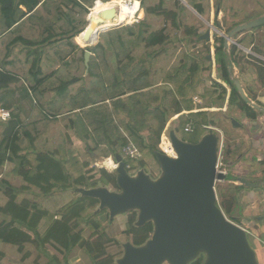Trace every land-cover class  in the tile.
Returning <instances> with one entry per match:
<instances>
[{
  "label": "trees",
  "instance_id": "obj_1",
  "mask_svg": "<svg viewBox=\"0 0 264 264\" xmlns=\"http://www.w3.org/2000/svg\"><path fill=\"white\" fill-rule=\"evenodd\" d=\"M97 1L112 0H0V109L11 114L6 121L0 119V246H13L22 252L28 244H37L49 258L42 264H66L77 248L93 264L117 262L118 253L109 252V245L115 241L106 233L101 219L108 211H98L97 199L79 196L55 213L45 209L44 202L71 189H118L115 173L93 169L95 174L88 176L89 164L67 147L73 137L102 158L124 156V149L132 144L141 157L124 159L129 172L140 167L148 173L147 158L158 163L156 154L161 152V138L169 130L166 127L171 117L178 116L179 126L172 129L177 134L186 133L188 124L194 127L191 133L199 132L194 141L181 138L186 142L198 143L206 132H212L206 128L213 126L209 112L204 111L209 107L198 106L194 98L209 99L219 108L227 103L230 110L252 121L264 115L239 94L234 77L235 47L228 53L223 37L215 43L220 83L212 82L222 90L221 95L217 90L200 91L203 74L212 64L210 51L200 58L180 53L175 65L156 70L151 79L160 52H165L163 46L184 40L176 37L181 29L178 14L169 11L164 0H142V7L150 17L172 18L174 35L167 36L163 31L148 34L149 25L140 15L142 22L112 30L103 34L99 43V38L92 42L91 47H95L90 50L88 73L91 87L108 99L107 87L122 83L129 95L96 107L88 99V108L79 112L71 110L67 99L59 113L52 112L50 102L77 94L82 84L86 50L76 37L85 31L90 8ZM188 1L200 16L210 17V0ZM186 35L191 36L186 39L189 51L201 45L198 31L190 30ZM224 84L231 89L229 95ZM60 124H65L73 137L51 136L53 127ZM225 147L222 163L227 169L241 145ZM236 178L229 175V181ZM227 186L218 190L219 207L227 218L241 225L232 212L244 186ZM153 231L152 223L138 227L137 213L130 214L125 235L134 246L144 245ZM48 246L56 256L49 254ZM204 261L201 256L192 264Z\"/></svg>",
  "mask_w": 264,
  "mask_h": 264
},
{
  "label": "water",
  "instance_id": "obj_2",
  "mask_svg": "<svg viewBox=\"0 0 264 264\" xmlns=\"http://www.w3.org/2000/svg\"><path fill=\"white\" fill-rule=\"evenodd\" d=\"M90 15L91 11L88 25ZM116 16L115 8L100 14L104 21H113ZM88 25L85 31L89 29ZM262 26L264 15L238 25L228 35L222 36L225 48L234 43L237 35ZM212 31L208 29L201 39L210 42ZM91 49L85 51L86 74L89 73ZM209 60L213 61L211 54ZM230 72H233V67ZM235 86L250 107L264 113V108L247 96L239 80H235ZM230 119L233 126H243L235 118ZM170 140L175 157L163 152L156 154L161 170L157 180L145 170L131 175L124 157L116 154L119 192L106 187L79 189L81 196L97 199L100 203L98 211L107 210L111 218L136 212L138 227L147 223L154 225L153 234L144 245L124 244V256L117 264H192L201 256L205 257L203 264H258L247 232L227 218L218 204L217 183L228 182L230 175L218 171L220 136L212 131L194 144L182 140L172 131ZM236 180L248 188L255 187L246 178L237 177Z\"/></svg>",
  "mask_w": 264,
  "mask_h": 264
},
{
  "label": "rangeland",
  "instance_id": "obj_3",
  "mask_svg": "<svg viewBox=\"0 0 264 264\" xmlns=\"http://www.w3.org/2000/svg\"><path fill=\"white\" fill-rule=\"evenodd\" d=\"M113 2H120L121 0H112ZM111 1V2H112ZM133 2H139L140 3V11L138 12V15H136L135 20H133L130 24H125L120 26V28L127 27L128 25H134L138 24L141 21L140 15L143 17V21H146V23L149 25V28L147 29V33H157V32H165L164 34L167 36H172L175 33V27L176 25L173 24L172 18H167L165 16L159 15L157 17H150L148 16L142 7V0H132ZM166 3V6L169 11H173L174 13L178 14L177 22L180 24L181 29L178 30V34L176 37L179 39H184L181 43L178 42L176 39L175 45L166 44L164 47L165 52H160L158 63L156 67L152 70L151 79L155 78L154 72L159 69H163L168 67V65H175L177 57L180 55V53H189L190 56L194 57H202L204 54L206 55L208 51H210L211 56L213 57L212 64L210 66V70H208L206 73L203 74L202 77V83L200 85V91L203 93L206 89L210 90H217L219 94H222V90L215 88L213 85V81H219L218 80V74L216 69V59H215V43L216 39L221 38L223 35H228L230 31H232L234 28H236L238 25L246 24L251 20L257 19L264 15V0H210L211 4V10H210V17L205 18L198 14V12L191 7L188 0H164ZM102 2V1H101ZM150 1L148 2V4ZM115 4V3H114ZM110 5L111 7H116V5ZM181 8V10H179ZM93 8H90V11ZM210 24L212 27H210ZM219 24V25H218ZM88 25V24H87ZM212 29V39L211 41L201 40V45L193 47L192 50L189 51L188 49V43L186 42L187 38L191 37L189 35H186L187 31H198L200 35H204L208 29ZM86 29V27H85ZM115 28H112L108 31L103 32V34L110 32L111 30H114ZM119 29V27H118ZM260 31L264 30V27L259 29ZM252 31H246L241 35H237L234 38V43L230 45V47L227 49L228 53H231V49L234 46L235 47V53L233 54V60L236 61V68L235 72L237 71L236 79L241 81L243 73L246 72V78L250 79L252 81V78L255 77L256 69H258L261 65L264 66V57L262 55H259L260 52H263L264 55V32L260 34L258 37L251 36ZM85 33V32H83ZM97 33V32H95ZM99 33V32H98ZM101 34V36L103 35ZM246 35V36H245ZM101 36L98 39L101 38ZM244 37V41H242V37ZM251 37V38H250ZM82 43L81 47H83L85 50L90 48L92 43L88 45L87 38L84 37V34H80L77 36V39ZM98 35L95 36L93 41L97 40ZM195 38V37H194ZM250 38V39H249ZM256 39H260V41L256 44ZM75 41V39H74ZM92 41V42H93ZM253 42L256 44L255 48L252 49L251 46ZM76 43V42H75ZM86 43V44H85ZM241 43V44H240ZM84 45V46H83ZM97 45V44H96ZM95 47V46H94ZM92 47V49L94 48ZM165 49H168L167 51ZM255 73V74H254ZM251 74V77L249 76ZM242 75V76H241ZM92 79L85 80L82 85L79 87L77 93L79 92L80 88H85L86 85L90 86ZM87 81V82H86ZM253 82V86L257 89L258 84L260 82ZM224 86L228 89V94H230V87H228L226 84ZM76 95V94H75ZM73 95V96H75ZM218 99V98H216ZM228 100V96L226 98ZM226 100V102H228ZM70 101V100H69ZM202 102V103H200ZM194 103H196L198 106L202 107H208L209 104H211V101L209 99H204L201 97L194 98ZM220 103L216 104L217 106H221ZM210 106V105H209ZM197 108V107H196ZM50 109V108H49ZM210 109H214L211 113H208V119L210 122H212V125H209L208 127L214 128L213 132H216V130H222L223 135L225 136V142H223V145L227 146L228 144L230 146L234 145H241L240 149L247 148L246 144V138H245V131L242 130L239 127L233 126V123L231 122V117H233V114L236 113L235 110H230L227 103L223 105V107H211ZM60 111V110H59ZM55 112V111H54ZM59 113V112H57ZM261 116V115H260ZM262 115L261 117H263ZM172 119L170 118L167 129L168 131H165L164 133L167 134V137L170 139V134L172 132V129H176L179 126V121L176 120L175 122H172ZM234 118V117H233ZM260 118V117H259ZM178 121V122H177ZM52 135L55 136V139L58 138L59 134L63 136H71L73 135L69 133L67 129H65V124L61 126H57V128ZM210 132H206L205 135H208ZM204 135V136H205ZM199 136V132L197 133H184L181 132L179 134V137L188 141H194ZM171 141V140H170ZM162 144V141H161ZM224 145V148L226 150V147ZM68 148L71 149V151L75 154V156L79 157L83 162H87L89 164V167L87 168L89 172L88 176H92L95 174V170L93 169H104L103 167L99 166V162L103 159L102 157L98 156L95 153H90L81 142L76 140L73 137V141L68 142ZM161 147V146H160ZM223 148V152H224ZM238 149V151L240 150ZM125 151V149H124ZM162 151V150H161ZM224 154V153H223ZM115 157V156H113ZM124 159L128 157L126 152H124ZM238 158H235L232 160L234 162ZM138 161V160H137ZM223 162V160H222ZM138 164V163H137ZM147 164L149 167L148 174L154 179L157 180L161 175L160 166L158 163H155L150 158H147ZM225 166V165H224ZM229 168V169H228ZM229 173H232L230 171V167H228ZM105 170V169H104ZM116 170V169H115ZM113 170L110 173H115L116 171ZM140 170V167H138L136 170L131 171V175H136ZM260 170L264 171V166L260 168ZM107 171V170H106ZM262 171V172H263ZM109 172V171H108ZM97 175V178H99V175ZM251 174H248L249 178ZM234 175L232 174L231 177ZM254 178V177H252ZM251 178V179H252ZM256 179V178H255ZM261 179V178H260ZM263 179V178H262ZM261 179V181H262ZM259 183H261L259 180H257ZM232 182H219L217 183L216 190L218 194V190L220 188L228 187L227 185H231ZM81 189V188H80ZM108 189L112 192H119V189H115L112 186L108 187ZM248 187L244 186L243 190H247ZM251 189V188H250ZM241 191V192H242ZM63 195V194H62ZM57 195L53 199H49L46 202H44L45 209H47L50 212H57L67 204H69L73 199L81 196V193L78 189H71L64 193V195ZM240 194L237 195V201H236V207L232 212V217H238L241 221L245 220L244 216V203L239 200ZM31 197V196H29ZM39 203H42V199L38 200ZM219 202V199H218ZM133 212H129L127 214H121L115 218H111L110 214L104 215L101 217L102 221L105 222V230L108 236L115 242H112L109 245V252L110 253H118L117 254V262L119 259H121L124 256V244L130 242V239L125 235V232L127 230V223L128 219L130 217V214ZM2 221V217L0 218V223ZM90 232L87 231L86 235L90 236ZM248 241L253 249V251L256 253L258 264H263L262 260L260 258L261 251L260 249L263 248V243H258V240L256 239V236L251 234L248 235ZM49 250V254L51 256H56L57 253L53 251L52 249H49V246L47 247ZM0 264H42L49 261V258L38 249L37 244H28L24 251L19 252V250L16 247L13 246H0ZM59 256V255H58ZM60 260L63 261V257L59 256ZM259 258V259H258ZM116 262V264H117ZM66 264H93L91 259L87 256V254L77 248L75 249L71 255L68 257V263Z\"/></svg>",
  "mask_w": 264,
  "mask_h": 264
},
{
  "label": "crops",
  "instance_id": "obj_4",
  "mask_svg": "<svg viewBox=\"0 0 264 264\" xmlns=\"http://www.w3.org/2000/svg\"><path fill=\"white\" fill-rule=\"evenodd\" d=\"M254 31L255 32L251 33L252 34L251 36L258 37L260 34L264 32V30L263 31L254 30ZM245 36L242 37L243 39L242 41L245 40L244 39ZM76 41L82 45V42L79 40V38L77 39L76 37ZM258 41H260V39H256L255 41L256 44ZM256 44L253 42L251 48L254 49ZM259 55H262L264 57L263 52H260ZM235 68L236 66H234V76L236 77L237 71L235 72ZM249 76L251 77V74ZM245 78H246V72L243 73L240 82L247 96L254 103L264 108V66L261 65L258 69H256L255 77L254 78L251 77L252 81L256 83L260 82L257 83L259 86L257 87V89L253 86V82L250 81V79H245ZM81 79L83 83L85 80L88 81V79L91 78L88 76V74L85 73ZM91 93L93 94L90 97ZM127 95H129V92L125 89V86L122 83L107 87L108 99H106V97L103 94L98 93V90L93 89L90 84V86L86 85L85 88H80L79 92L75 96L73 95L68 96L67 94L57 97L56 99H54L52 102L49 103V108L52 112L55 111V113H57L59 112L65 101L68 99L70 100L69 107L71 108V110H73L74 112H79L81 110H85L88 108L85 107V102L88 99H90L92 105L96 107L104 103L111 104L113 101L119 98H123ZM209 105H208L209 108L204 109V111L213 113L212 111L214 109H210V108L211 107L213 108L214 105L212 104ZM115 117H117V115ZM173 117L175 118L172 120V122L178 120V116H173ZM173 117H171V119ZM233 117L243 125L241 129L244 130L246 133L245 141L247 146L249 147L243 148L242 150L240 149L235 153L236 155L234 157L238 158L239 160L238 162L237 159L234 162L231 161L230 171L232 173H230V175L233 174L234 175L233 177L246 178L255 185L254 188L251 189L248 188L247 190H243L242 192H240L239 200L244 203L243 212L245 216V220L241 221V226L249 230L248 235L251 234L255 235L256 239L258 240V243L264 244V173H263L264 171L262 170L263 171L262 172L260 170V168L264 166L261 165V163L264 162V116L263 117L260 116V118L256 121L245 119L242 116H240L238 113L233 114ZM57 118H60V116H58ZM61 125L63 124H60L59 126ZM57 126L58 125H55L53 127L52 133L56 130L54 128H57ZM220 131L222 132V130ZM177 135L179 136V134ZM223 142H225L224 135H223ZM248 174H251L250 176L254 178L252 177H251L252 179L249 178ZM260 178L261 179L263 178L262 181ZM257 180H259L261 183H259ZM10 183L17 184V181L10 180ZM232 184L237 186L240 185L237 182V180L235 182H232ZM238 219L240 220V218ZM260 251H261L260 258L262 260V263L264 264V245L263 248L260 249Z\"/></svg>",
  "mask_w": 264,
  "mask_h": 264
},
{
  "label": "bare ground",
  "instance_id": "obj_5",
  "mask_svg": "<svg viewBox=\"0 0 264 264\" xmlns=\"http://www.w3.org/2000/svg\"><path fill=\"white\" fill-rule=\"evenodd\" d=\"M115 3V4H114ZM116 5V7H111L110 5ZM115 8L117 9V16L113 21H104L100 18V14L106 9ZM140 11V3L133 2L132 0H121L120 2H108L103 3L97 1L94 8L91 10L89 29L84 31V37L88 40V45H90L100 32L103 33L112 28H118L125 24H130L135 20L136 15ZM97 32V33H95ZM99 32V33H98ZM171 141L165 136L162 141V149L166 150L169 156L175 157V152L171 149Z\"/></svg>",
  "mask_w": 264,
  "mask_h": 264
},
{
  "label": "built area",
  "instance_id": "obj_6",
  "mask_svg": "<svg viewBox=\"0 0 264 264\" xmlns=\"http://www.w3.org/2000/svg\"><path fill=\"white\" fill-rule=\"evenodd\" d=\"M1 37H2V34H1V30H0V38ZM0 110H3V109H0ZM3 111L10 114L9 111H6V110H3ZM10 115H9V118H10ZM2 121H6V120L2 119ZM206 128H208L211 131H214V128H212V127L206 126ZM193 130H194L193 125L192 124H188L187 127H186V132L191 133V132H193ZM216 132L220 136V139H221V144H220V147H219V165H218V171L223 172V173H229L228 170L224 167V165L222 163L223 148H224V145H223V133L221 131H219V130H216ZM165 136L167 137V134L166 133H164L162 135L161 141H163V138ZM167 139L170 141V139L168 137H167ZM171 149L173 150L172 144H171ZM161 150H162L161 152H163V153H165V154L168 155L167 151L164 150V149H162V144H161ZM124 152H126V154L128 155V157H130L132 159L140 158L141 157V154H140L139 150L135 146H133L132 144H130L128 147H126ZM245 231L247 232V234H249V230L245 229Z\"/></svg>",
  "mask_w": 264,
  "mask_h": 264
},
{
  "label": "clouds",
  "instance_id": "obj_7",
  "mask_svg": "<svg viewBox=\"0 0 264 264\" xmlns=\"http://www.w3.org/2000/svg\"><path fill=\"white\" fill-rule=\"evenodd\" d=\"M9 115V113L0 110V119L7 120L9 118ZM99 166L111 172L119 167V163L113 158L112 155H108L99 162Z\"/></svg>",
  "mask_w": 264,
  "mask_h": 264
},
{
  "label": "flooded vegetation",
  "instance_id": "obj_8",
  "mask_svg": "<svg viewBox=\"0 0 264 264\" xmlns=\"http://www.w3.org/2000/svg\"><path fill=\"white\" fill-rule=\"evenodd\" d=\"M263 108V107H262Z\"/></svg>",
  "mask_w": 264,
  "mask_h": 264
}]
</instances>
